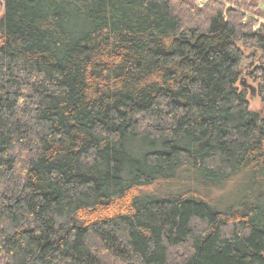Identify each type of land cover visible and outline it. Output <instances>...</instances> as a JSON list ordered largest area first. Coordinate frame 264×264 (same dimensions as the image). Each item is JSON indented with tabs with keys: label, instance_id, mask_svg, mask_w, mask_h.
<instances>
[{
	"label": "trees",
	"instance_id": "obj_1",
	"mask_svg": "<svg viewBox=\"0 0 264 264\" xmlns=\"http://www.w3.org/2000/svg\"><path fill=\"white\" fill-rule=\"evenodd\" d=\"M0 3V264H264V0Z\"/></svg>",
	"mask_w": 264,
	"mask_h": 264
},
{
	"label": "rangeland",
	"instance_id": "obj_2",
	"mask_svg": "<svg viewBox=\"0 0 264 264\" xmlns=\"http://www.w3.org/2000/svg\"><path fill=\"white\" fill-rule=\"evenodd\" d=\"M261 10H264V3H261ZM4 14V5L0 3V20ZM250 18L255 19L258 22V25L255 27V30H258L261 25L264 24V20L259 17L248 15ZM248 63H244L243 72L244 79L247 80L248 85H251L256 90H258L260 83L254 81L253 79L246 76L248 72ZM240 89H244L247 93V97L249 100V108L251 111H261L262 110V101L261 98L256 93L255 96L251 95V90L248 88H244L240 86ZM178 179L174 180L175 182L170 185H162L165 186L166 192H173V190L184 191V190H197L202 193L211 194V199L215 203V205L221 209L225 210L243 199L244 191L248 188V184L244 178V176H238L229 179L225 183H207L201 176L196 174H188L186 172L181 171L178 175ZM165 192V191H164ZM163 192V193H164Z\"/></svg>",
	"mask_w": 264,
	"mask_h": 264
},
{
	"label": "water",
	"instance_id": "obj_3",
	"mask_svg": "<svg viewBox=\"0 0 264 264\" xmlns=\"http://www.w3.org/2000/svg\"><path fill=\"white\" fill-rule=\"evenodd\" d=\"M241 86H243L244 88H248V89H250L251 90V95L252 96H255L256 95V93H257V90L254 88V87H252L251 85H248V83H247V80H242L241 81Z\"/></svg>",
	"mask_w": 264,
	"mask_h": 264
}]
</instances>
